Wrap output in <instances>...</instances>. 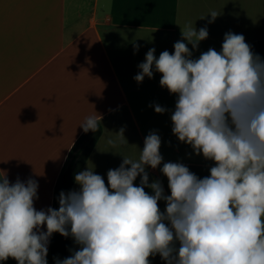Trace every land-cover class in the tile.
I'll use <instances>...</instances> for the list:
<instances>
[{"label": "clouds", "instance_id": "1", "mask_svg": "<svg viewBox=\"0 0 264 264\" xmlns=\"http://www.w3.org/2000/svg\"><path fill=\"white\" fill-rule=\"evenodd\" d=\"M218 15L211 11L209 23ZM181 37L172 53L164 50L158 58L150 48L134 80L161 74L160 86L176 96L171 131L214 162L210 174L198 178L181 162H164L160 171L170 195H164L159 181L149 184L146 166L156 169L163 160L154 131L137 159L123 156L119 167L107 171V186L93 168L76 172L79 189L62 191L58 209L37 210L38 182L10 184L5 174L0 179V264L8 258L48 264L53 233L70 236L79 246L54 264H150L149 257L157 254L165 264H264V59L242 34L231 31L219 52L209 48L196 59L187 45L195 50L207 39V26L197 30L185 24ZM152 107L157 114L166 111ZM100 120L94 112L79 127L95 132Z\"/></svg>", "mask_w": 264, "mask_h": 264}, {"label": "crops", "instance_id": "2", "mask_svg": "<svg viewBox=\"0 0 264 264\" xmlns=\"http://www.w3.org/2000/svg\"><path fill=\"white\" fill-rule=\"evenodd\" d=\"M213 10L219 15L209 23ZM185 24L208 28L195 50L187 45L193 59L209 48L219 52L229 31L251 45L264 40V0H0V179L37 181L34 207L47 209L89 115L101 117V135L82 170L102 177L93 156L100 148L103 162L104 143L127 118L137 128L135 110L153 112L160 104L164 125L172 127L176 96L160 86L161 74L140 83L134 76L150 48L157 58L173 52ZM181 144L187 157L205 159ZM158 168H151L156 176ZM78 189L74 183L71 191Z\"/></svg>", "mask_w": 264, "mask_h": 264}, {"label": "rangeland", "instance_id": "3", "mask_svg": "<svg viewBox=\"0 0 264 264\" xmlns=\"http://www.w3.org/2000/svg\"><path fill=\"white\" fill-rule=\"evenodd\" d=\"M134 113L137 128L135 129L133 123L127 118L126 123L120 127L119 130L110 132L109 138L107 139L106 143H104L105 157L103 158V162L99 163L96 158L97 155H102V150L100 148L97 154H94L93 156L92 163H96L97 166L100 165L102 167V175L105 183H107V171L109 169H115L119 167V165L122 163L123 156L132 159L138 158L139 151L143 149L145 137L149 134V132L153 131L156 132L161 138V147L159 152L162 155L163 160L161 165H159L157 176L155 173H153L151 167L146 166L149 184L154 181H159L164 189V193L166 195H170V190L167 186V178L160 171V168L163 166L164 162H189L194 164L188 168L192 173L197 175L198 178H203L210 174L209 169L214 166V162L203 158L187 157L185 152L183 153L181 142L175 135H173L171 131L172 127L164 125L162 115L157 114L154 110L152 112V110L149 109V106H147L144 110H135ZM121 132L124 138L118 135ZM109 141H111V143H109ZM203 165L208 166L204 167ZM133 183L134 185H139L140 176H138ZM145 191L149 194H153L150 188L146 187ZM158 208L161 212H163L166 208L165 201H158ZM149 262L150 264H165L159 254L155 255L154 257L150 256Z\"/></svg>", "mask_w": 264, "mask_h": 264}, {"label": "trees", "instance_id": "4", "mask_svg": "<svg viewBox=\"0 0 264 264\" xmlns=\"http://www.w3.org/2000/svg\"><path fill=\"white\" fill-rule=\"evenodd\" d=\"M254 54H258L264 59V40L249 45ZM101 135V126L97 131H84L74 142L70 148L62 168L57 177L54 190L52 208L58 209V197L63 191L65 193L71 191L74 181V174L81 171L91 155L95 145L97 144ZM77 250V245L69 236L62 237L59 233H53L50 237L49 246V264H54L56 259H64L69 257L73 251Z\"/></svg>", "mask_w": 264, "mask_h": 264}]
</instances>
